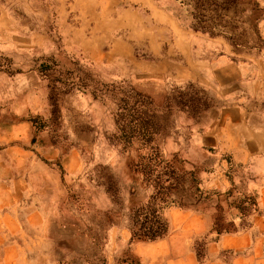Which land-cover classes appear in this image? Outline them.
<instances>
[{"label": "rangeland", "instance_id": "374dc122", "mask_svg": "<svg viewBox=\"0 0 264 264\" xmlns=\"http://www.w3.org/2000/svg\"><path fill=\"white\" fill-rule=\"evenodd\" d=\"M239 6L234 48L184 25L175 0H0V173L16 188L0 249L11 264H142L133 247L153 241H130L129 210L158 177L193 206L157 202L167 221L170 209L195 212L220 235L264 215L262 160L234 158L256 151L246 128H264V0ZM152 155L162 163L145 167ZM194 249L201 258L204 241Z\"/></svg>", "mask_w": 264, "mask_h": 264}, {"label": "crops", "instance_id": "0c3cea01", "mask_svg": "<svg viewBox=\"0 0 264 264\" xmlns=\"http://www.w3.org/2000/svg\"><path fill=\"white\" fill-rule=\"evenodd\" d=\"M234 133L233 139L245 138L240 137V131L239 134ZM245 136L246 139L255 140L256 151L235 148L234 158L241 163H253L256 158L262 160L260 167L255 168L254 172L259 177L255 187L258 207L264 210V128H246ZM14 184L8 181L6 173H0V213L9 210L13 205V196L16 193ZM167 216L168 233L164 238L148 245H134V253L142 264H264L263 214L253 216L249 227L244 231L220 235L210 232L209 220L204 215L170 209ZM7 219L10 220L7 213L0 214L1 222ZM5 236V232L0 233V244ZM199 239L204 241L201 258L194 249V242ZM11 263L7 248H1L0 264Z\"/></svg>", "mask_w": 264, "mask_h": 264}, {"label": "trees", "instance_id": "16d2710c", "mask_svg": "<svg viewBox=\"0 0 264 264\" xmlns=\"http://www.w3.org/2000/svg\"><path fill=\"white\" fill-rule=\"evenodd\" d=\"M175 2L177 18L192 31L208 34L212 37L221 36L234 48L242 46L243 35L236 33L238 27L235 24L239 15L245 12L240 10V0H175ZM256 8L257 6L254 5L251 11H255ZM134 122H137L134 123V131H136L140 123L136 119ZM141 161L145 162V167H153V164L162 163L161 161L156 162V157L153 155L142 158ZM172 164L171 161L165 163L166 167H171ZM140 167L145 169L142 163ZM159 179L158 177L153 180L157 189L149 196L146 204L129 210L130 241L151 242L167 235L168 221L161 217L159 211L162 208L157 205L158 203H162V205L172 204L179 208H193L187 199H183L179 195L175 194V197H168L169 189L174 192L180 189L178 184L170 183L164 187ZM162 196L168 197V199H164Z\"/></svg>", "mask_w": 264, "mask_h": 264}]
</instances>
